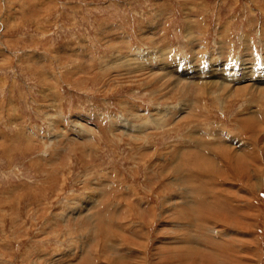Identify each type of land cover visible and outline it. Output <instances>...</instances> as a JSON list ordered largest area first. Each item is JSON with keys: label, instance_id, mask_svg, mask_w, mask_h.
Segmentation results:
<instances>
[{"label": "rangeland", "instance_id": "374dc122", "mask_svg": "<svg viewBox=\"0 0 264 264\" xmlns=\"http://www.w3.org/2000/svg\"><path fill=\"white\" fill-rule=\"evenodd\" d=\"M0 264H264V0H0Z\"/></svg>", "mask_w": 264, "mask_h": 264}, {"label": "bare ground", "instance_id": "6f19581e", "mask_svg": "<svg viewBox=\"0 0 264 264\" xmlns=\"http://www.w3.org/2000/svg\"><path fill=\"white\" fill-rule=\"evenodd\" d=\"M238 90V89H237Z\"/></svg>", "mask_w": 264, "mask_h": 264}]
</instances>
